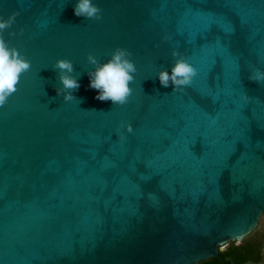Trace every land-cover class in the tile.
Wrapping results in <instances>:
<instances>
[{
    "label": "water",
    "instance_id": "water-1",
    "mask_svg": "<svg viewBox=\"0 0 264 264\" xmlns=\"http://www.w3.org/2000/svg\"><path fill=\"white\" fill-rule=\"evenodd\" d=\"M93 2L100 20L77 0H0V17L19 13L4 39L31 62L0 107V264L216 257L264 214V82L248 79L264 71V0ZM117 47L137 68L122 106L89 87L87 55ZM174 50L197 71L178 91L157 76ZM61 58L72 101L56 92Z\"/></svg>",
    "mask_w": 264,
    "mask_h": 264
},
{
    "label": "clouds",
    "instance_id": "clouds-1",
    "mask_svg": "<svg viewBox=\"0 0 264 264\" xmlns=\"http://www.w3.org/2000/svg\"><path fill=\"white\" fill-rule=\"evenodd\" d=\"M74 14L86 19H102L101 9L93 0H77ZM18 12L12 13L7 19L0 17V107L8 103L9 98L17 92L21 77L31 69V62L17 48L10 47L4 39V32L11 28ZM23 30H21L22 32ZM9 35H15L10 32ZM132 53L127 49L117 47L110 58L100 63L92 54L87 55V61L95 65L94 70L88 73L89 87L97 90L95 97L99 101H111L114 105H124L132 95L131 85L135 82L136 65L130 57ZM174 64L171 72L164 68L157 74L161 86L167 88L171 84L174 91L190 85L197 71L182 53L172 52ZM58 70L59 81L62 87L56 89L57 95L63 94L65 101L76 99L73 92L78 91L80 84L73 75L72 61L67 58L57 59L53 65ZM248 79L254 83L264 82V71L254 69ZM129 132L131 126H127Z\"/></svg>",
    "mask_w": 264,
    "mask_h": 264
},
{
    "label": "trees",
    "instance_id": "trees-1",
    "mask_svg": "<svg viewBox=\"0 0 264 264\" xmlns=\"http://www.w3.org/2000/svg\"><path fill=\"white\" fill-rule=\"evenodd\" d=\"M264 237L256 229L245 236L239 243L228 242L218 250V255L198 264H261Z\"/></svg>",
    "mask_w": 264,
    "mask_h": 264
},
{
    "label": "rangeland",
    "instance_id": "rangeland-1",
    "mask_svg": "<svg viewBox=\"0 0 264 264\" xmlns=\"http://www.w3.org/2000/svg\"><path fill=\"white\" fill-rule=\"evenodd\" d=\"M255 229H256L258 234H261V236L264 237V214L261 215V217L258 221V225ZM224 247H226V245Z\"/></svg>",
    "mask_w": 264,
    "mask_h": 264
},
{
    "label": "snow or ice",
    "instance_id": "snow-or-ice-1",
    "mask_svg": "<svg viewBox=\"0 0 264 264\" xmlns=\"http://www.w3.org/2000/svg\"><path fill=\"white\" fill-rule=\"evenodd\" d=\"M236 238H239V237H236Z\"/></svg>",
    "mask_w": 264,
    "mask_h": 264
}]
</instances>
